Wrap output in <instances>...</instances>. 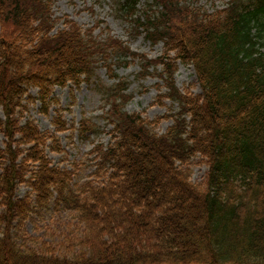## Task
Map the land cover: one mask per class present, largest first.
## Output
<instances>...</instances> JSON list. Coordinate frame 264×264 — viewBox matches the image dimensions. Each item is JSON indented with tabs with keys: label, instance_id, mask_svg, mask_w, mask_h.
Returning <instances> with one entry per match:
<instances>
[{
	"label": "trees",
	"instance_id": "16d2710c",
	"mask_svg": "<svg viewBox=\"0 0 264 264\" xmlns=\"http://www.w3.org/2000/svg\"><path fill=\"white\" fill-rule=\"evenodd\" d=\"M139 2L112 5L131 34L161 42L153 58L118 37L94 35L99 20L82 28L63 17L52 30V0H0V264H264V0H227L211 10L187 0ZM111 52L142 70L160 66L158 96L178 111L157 134L154 126L170 114L147 120L126 112V82H113L105 110L112 142L91 150L94 174L105 180L73 194L71 170L51 164L44 150L50 139L59 151L55 136L19 119L35 100L46 112L54 86L88 80L96 59L115 78ZM178 63L192 67L199 93L175 87ZM60 116L55 110L56 131L65 129ZM196 155L207 169L192 182ZM18 184L27 187L20 197ZM49 204L73 212L66 255L44 242L32 246L36 238L23 229Z\"/></svg>",
	"mask_w": 264,
	"mask_h": 264
},
{
	"label": "rangeland",
	"instance_id": "374dc122",
	"mask_svg": "<svg viewBox=\"0 0 264 264\" xmlns=\"http://www.w3.org/2000/svg\"><path fill=\"white\" fill-rule=\"evenodd\" d=\"M187 1L199 6V9L211 10L224 6L227 0ZM112 4L115 5V0H52L50 9L52 16L56 18L52 30L63 26V17L73 19L82 28L99 20L98 24L93 26L94 35L102 37L110 34L125 41L133 52L144 54L147 58L158 56L163 48L161 42L150 43L142 34H131L130 25L118 14L119 12ZM143 4V0H140L139 5ZM172 53L170 52V55ZM119 56L118 53L111 52L106 59V62L110 61V69L116 75L115 78H110L106 66L100 59H96L88 80H82L77 86L70 83L65 86H54L51 96L55 102L49 104L46 112L41 111L39 102L35 100L27 103V108L19 119L20 122L30 119L40 131L55 136L59 151L51 149L53 144L50 139H46L44 150L51 164L60 169L71 170L68 187L74 192L73 194L81 193L83 183L86 181H91V184H100L105 180L103 174H94L96 159L95 153L91 150L95 144L105 146L112 142L108 133L111 125L105 118V110L108 107L106 92L113 82L117 79L126 82L124 92L129 94V98L123 105V110L126 112L140 113L147 120L170 114L168 117H162L154 126L153 131L157 134L164 132L178 111L175 101L158 96L165 91L164 81L159 75L160 66L142 70L139 61H131L126 56L124 58ZM173 83L182 93L200 92L190 65L182 63L176 65ZM36 91L37 88L30 87L27 93L35 96ZM57 109L65 125L63 131H56L57 125L52 122ZM81 121H85V124L90 126L88 131H82ZM4 140L0 132V148L4 146ZM199 160L200 157L196 155L189 162V180L192 182H199L207 169L206 164ZM26 190V186L18 184L15 195L20 197ZM74 224L73 212L69 208L61 204H49L40 210L38 215L32 214V220H25L23 229L36 238L37 241L31 243L32 246L37 247L40 242H44L57 247L55 254H65L63 238L73 230Z\"/></svg>",
	"mask_w": 264,
	"mask_h": 264
}]
</instances>
